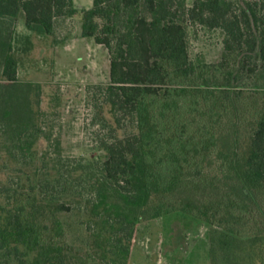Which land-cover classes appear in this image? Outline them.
Wrapping results in <instances>:
<instances>
[{
    "label": "trees",
    "instance_id": "trees-1",
    "mask_svg": "<svg viewBox=\"0 0 264 264\" xmlns=\"http://www.w3.org/2000/svg\"><path fill=\"white\" fill-rule=\"evenodd\" d=\"M186 11L223 29L221 61L190 58L174 0H93L84 11L82 36L109 52L107 102L137 124V133L108 143L97 161L92 209L105 212L93 231L98 264H128L137 222L176 211L212 226L215 264H255L254 248L264 244V0L247 1L239 12L230 0H195ZM21 13L28 30L47 36L56 17L77 8L74 0H0V133L32 159L42 87L18 79L13 20ZM249 98L260 104L253 108ZM207 157L216 168L203 166ZM15 194L0 203V252L17 264H63L61 247L46 243L39 196ZM54 229L62 233L59 220Z\"/></svg>",
    "mask_w": 264,
    "mask_h": 264
},
{
    "label": "rangeland",
    "instance_id": "rangeland-1",
    "mask_svg": "<svg viewBox=\"0 0 264 264\" xmlns=\"http://www.w3.org/2000/svg\"><path fill=\"white\" fill-rule=\"evenodd\" d=\"M230 1L239 12L251 0ZM194 2L174 0L188 32L189 56L197 63L219 62L225 53V32L192 19L186 10ZM74 3L77 13L56 17L53 35H37L28 30L22 13L13 20L18 79L41 85L42 99L39 138L32 148V159L24 158L16 142L0 133V203L9 204L15 191H35L43 205L41 220L49 228L46 243L61 247L63 264H98L102 259L94 244L93 231L98 226L96 216L98 213L104 216L105 212L92 209L94 182L99 176L97 161L106 158L108 143L137 133V124L121 112L115 115L107 102L106 88L110 84L107 48L82 36L84 11L91 8L93 0ZM242 83L248 89L253 82ZM256 101L249 98L248 104L256 107L260 104ZM250 121L243 125L246 149L250 144L247 127ZM203 166L214 169L216 161L207 157ZM112 201L121 203V198L112 193ZM58 203L69 206L68 211H57ZM55 220L63 225L60 235L54 229ZM213 231L203 220L177 211L153 220L140 219L128 264H215L210 254ZM260 244L254 248L255 264H264V244ZM4 254L0 252V264H17L13 256ZM33 257L32 252L30 259ZM219 264L226 262L221 259Z\"/></svg>",
    "mask_w": 264,
    "mask_h": 264
}]
</instances>
